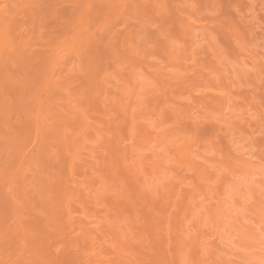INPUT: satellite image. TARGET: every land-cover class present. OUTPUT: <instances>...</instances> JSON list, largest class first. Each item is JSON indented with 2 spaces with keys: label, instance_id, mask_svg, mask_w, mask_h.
<instances>
[{
  "label": "bare ground",
  "instance_id": "1",
  "mask_svg": "<svg viewBox=\"0 0 264 264\" xmlns=\"http://www.w3.org/2000/svg\"><path fill=\"white\" fill-rule=\"evenodd\" d=\"M120 1L114 5V0H0V87L8 84L15 98L7 99L9 91H0V264H188L192 253L201 257L207 248L217 255L222 250L218 245L228 244L222 231L226 225L236 226L231 206L239 203L236 197L242 196L234 195L243 190L234 177L230 179L234 198L227 197L223 185L218 193L215 189L218 201L213 210L204 212L213 224L215 249L209 241L200 240L198 225L204 214L196 211L202 200L196 191L194 195L187 192L190 200L183 204L176 226L166 223L172 222L178 209L174 211L176 204L168 201L177 181L170 173L165 175L167 163L176 158L169 155L171 149L168 152L164 142L173 141L176 150L171 153L181 163L186 162L188 150L184 137L166 134L169 129L157 130L156 121H147L151 111L147 116L142 107L150 83L138 80V67L117 85L113 75L117 71L104 68L105 55L97 43H104L106 37L99 41L98 37L112 12L122 17L128 13L124 8L133 4L123 1L125 6ZM152 2L155 6L157 0ZM114 22L121 23L120 19ZM115 33L108 39L110 45ZM130 44L129 52L136 48ZM107 47L105 53L111 50ZM167 52L171 64L178 61L175 48ZM111 65L114 69L115 64ZM73 71L77 78L72 80ZM65 72L70 77H62ZM20 117L23 120L17 121ZM137 124L143 128L138 127L144 131L142 138L135 131ZM197 176L201 181L207 177L205 173ZM230 214L236 220L227 222L224 218ZM244 236L261 242L254 234ZM257 253L255 264H264V252Z\"/></svg>",
  "mask_w": 264,
  "mask_h": 264
},
{
  "label": "rangeland",
  "instance_id": "2",
  "mask_svg": "<svg viewBox=\"0 0 264 264\" xmlns=\"http://www.w3.org/2000/svg\"><path fill=\"white\" fill-rule=\"evenodd\" d=\"M123 1L136 4V6L140 4L141 6L132 7L133 4H128V7L124 9L128 11L129 15L128 13L126 14L124 9L121 10L125 12L122 17L121 13L118 14V12H112L113 17L111 14L109 15L111 17L106 25L107 28L105 27L104 32L98 37V41L99 38L103 40L106 37L104 43L102 40V42L97 43L100 46V52L103 51V55L106 56H103L104 60H100L104 61L105 70L118 72H115L116 75L113 74L116 85L118 82L123 84L124 78L126 79L134 68L137 70L138 67V70H141L140 72L135 70L138 80L151 84H148L150 86V88L148 87L149 92L143 96L146 97L143 98L144 100L151 99V101L145 100L146 103L144 102L143 104L146 105H143L144 107L142 108H145L144 112L146 114L142 108L141 112L147 116L151 113L149 119L145 117L149 122H152V120L156 121L157 130L169 129L170 132L165 130L166 134H176V137L178 135L184 137L185 147L188 150V156L186 154L187 157L185 158L186 162L181 163L178 160V156L176 157L174 154L175 152L171 153L176 150L173 141H168L169 144L164 142L167 151L169 152V149H171V154L169 153V155L177 159L172 160L169 164L167 163V170L165 169L167 171L165 175L168 176L170 173L171 177L175 178L174 181H177V183L175 182L176 184L174 183L176 186L173 185L172 194H168L170 196L168 201L176 204L174 211L178 209V213L176 212L172 215V222L169 220V222H166L167 225L170 228H174L182 214L180 211L183 210V204L188 197L191 194H200L201 197L199 196L198 199L202 200L200 207L196 210L204 214V219H200L198 225L200 230L202 229L200 240L205 243L209 241L207 244L214 246L213 248L209 245L212 249H215L217 240L214 235L212 236L213 224L208 222L210 217L208 218L205 213L207 210L212 211L215 207L218 201L217 193L223 185L227 193L225 194L229 199H232L235 185H232V180L230 179L234 177L239 184H242L240 189L242 190L243 188V190L239 194L234 195L235 197L242 196L239 199L236 197V202L239 203H234L231 206L232 210H234L231 214L237 220L231 214V217L227 216L224 218L227 222L236 220V226L229 227V225H226L222 231L223 237L229 245H218L220 250H222L217 255H214V251L211 253L207 248L204 249V256L201 255L200 257V255H193L192 253L188 262L190 264H200V262L205 260L204 264H214L217 260L221 262V259H224L227 261H222L223 264H255L257 261L255 253L264 252V0H157L158 3L154 2V5L156 4L158 8L159 5L162 6L163 10L160 8V11L156 10L158 9L156 5V7L152 6V1L154 0H121L120 2ZM116 2L118 4V0H114V5ZM144 5L146 6L145 8ZM127 8L135 11H129ZM138 13L141 18L137 15ZM145 13L149 16L144 17ZM116 18L120 19L121 22H116L118 26L114 22V20L118 21ZM124 19L125 22L121 21ZM135 19L138 21H135ZM126 21L127 24L123 26L124 24L122 25V23H126ZM122 26L124 30L119 31L118 28L121 30V28L123 29ZM180 27H183V29L181 30ZM128 29H131V31ZM185 30L189 32L188 35L183 34ZM113 31L116 33L112 36L117 37L113 38L112 45H110L111 43H108V41H111L108 39H110ZM117 31L120 33L117 34ZM127 31L131 32V35ZM132 32H135L134 34L137 36L134 37ZM106 33L110 35L108 34L107 36ZM126 35L129 38H126ZM131 39L133 40L131 41ZM91 40L92 38L89 39L90 42ZM136 40L139 41L137 42ZM93 42L95 41L93 40ZM190 42L192 45H190ZM130 43H132L133 47L136 46L138 48H133V52L130 51L133 53L132 56L135 55L133 58H130L131 53L128 51L132 49ZM92 44L94 45V43ZM128 44L130 45L129 49ZM105 45L106 47L110 45L111 50L110 47H107V51L109 49L110 52L105 53ZM173 48L176 49L178 60H173L174 64L177 65L175 67L174 64L170 63L167 56V51ZM135 50H137L136 52L139 56L136 55ZM111 52L113 53L111 54ZM114 52L117 53L116 56L118 57H114L116 54ZM126 53L129 57L128 60ZM108 56L113 59L111 60V57ZM118 58L122 63L118 61ZM138 58L140 59L138 60ZM113 60L115 61L113 62ZM116 60L120 62L119 67ZM131 60L133 61L131 62ZM111 61L115 64L114 69ZM126 61L127 63L125 64ZM128 62L129 65L130 63L132 64L130 65L131 69ZM149 62H151L152 68L148 67ZM142 63L144 65H141ZM135 64L137 65L135 66ZM133 65L134 67H132ZM161 65L165 66L162 67ZM147 67L150 70L149 73H147ZM166 69L167 71L170 70L171 74L176 75L169 74L170 71L167 72V75ZM145 71L147 74H145ZM152 71H155V75H153ZM65 73L63 74L66 76L63 75L62 77H70L69 75L72 73L74 75L72 74L71 77L76 75L74 71L70 72V74L68 72ZM141 73L143 74L141 75ZM162 73L166 74L168 78H166V75L161 77L163 76ZM150 74L151 76L149 77ZM176 76L178 77L176 78ZM73 77L72 80L77 78ZM0 91L8 92L7 99L11 100L12 96L15 99L12 87L8 84L5 83V85L0 87ZM152 95L153 99L151 98ZM149 101L152 102L151 105L148 103ZM11 104H13V101ZM152 104L154 108H152ZM149 107L152 109L150 108L151 110H149ZM149 111L151 112L149 113ZM155 112L158 113L157 116L153 115ZM172 116L173 118H171ZM160 118L164 119L165 123L163 122L162 124L159 121ZM21 119L20 117L17 121ZM16 122L15 124L19 125ZM23 124L26 123L20 125ZM136 126L135 131L137 135L139 133V138H142L143 128L138 126V124ZM139 138L136 140H142ZM151 145H153V142ZM171 145H173L172 148H170ZM238 156H241L240 160H238ZM179 157L182 158L181 156ZM147 168V166H144V169ZM245 169L247 170L244 171ZM196 170L199 171L194 172ZM202 173H205L207 177L201 181L197 175H202ZM193 191L196 192L194 193ZM172 208L169 207V211H172ZM204 224H206V227H203ZM246 233L254 234L259 240L261 239V242L257 243L247 239L244 236ZM172 252L174 251H170V254ZM214 259L217 260L212 262Z\"/></svg>",
  "mask_w": 264,
  "mask_h": 264
}]
</instances>
